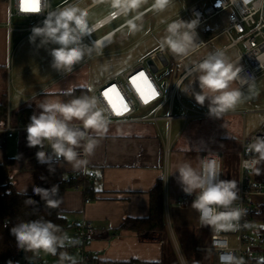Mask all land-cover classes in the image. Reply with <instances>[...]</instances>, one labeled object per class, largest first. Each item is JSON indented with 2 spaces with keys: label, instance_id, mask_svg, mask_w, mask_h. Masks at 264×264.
<instances>
[{
  "label": "clouds",
  "instance_id": "obj_1",
  "mask_svg": "<svg viewBox=\"0 0 264 264\" xmlns=\"http://www.w3.org/2000/svg\"><path fill=\"white\" fill-rule=\"evenodd\" d=\"M144 0H112V18L128 14L138 9ZM171 0H153L151 9L157 13L163 12ZM42 10L39 7L38 12ZM44 19L30 30L28 41L37 48H44L51 56V68L58 73L71 74L74 66L80 64L85 56L93 52L101 54L104 40H95L89 46L84 43L85 37L92 34L95 26L90 27L88 11L79 7L77 3H70L55 10L45 11ZM142 13L133 15L126 21L130 33L142 28ZM199 18L190 21L183 19L173 20L167 24L164 36L159 40V49L186 57L196 47L197 27ZM105 37L104 39H108ZM38 41V43H37ZM49 45L56 47L48 48ZM241 67L234 64L223 50L210 52L206 58L194 62L188 75L195 74L199 91L190 86L182 90L194 97L195 102L204 106L207 101L209 117L221 118L223 114L234 110L244 102V94L238 87H233L241 73ZM181 83H183L181 81ZM76 86H70L62 92L64 96H71L63 100L54 90L43 89L44 98L34 96L35 106L40 111L33 112L30 122L26 125V140L29 148H38L36 160L41 165L48 166V172L55 174V164L63 161L71 165L74 172L86 171L91 157L101 140L109 132L110 118L105 110L98 106L97 97L82 94L73 95ZM81 87H85L81 85ZM90 87V86H88ZM180 88V85L177 84ZM79 122V123H75ZM50 148V152L46 149ZM193 149L185 146L181 151L188 153ZM251 157L242 161L245 169L260 175L259 165L264 163V136H255L245 148ZM18 158V157H16ZM221 160L217 152L208 150L204 156L197 155L193 159H184L177 163L172 174H175L177 184L188 196H194L191 208L198 213L202 227L210 228L215 233L235 231L239 228V221L246 213V209L235 207L239 199L238 185L235 180L221 179ZM171 174V175H172ZM169 176H162L167 181ZM41 180L47 178L43 175ZM67 176L62 175L61 180ZM32 193L39 196L47 207L58 208L61 200L57 199L59 183L50 187L33 186ZM17 195L26 197L24 204L35 206L38 202L28 196L27 189ZM60 218V217H58ZM7 227V224L5 225ZM62 229L43 218L16 223L10 229V235L15 237L17 247L26 252L56 255L58 248H64L66 242L75 245L77 240H70L67 235L60 234ZM61 264H77L76 260L66 252L60 254ZM220 264H244L243 258H238L230 251H224L219 256ZM6 264H18L11 259Z\"/></svg>",
  "mask_w": 264,
  "mask_h": 264
},
{
  "label": "crops",
  "instance_id": "obj_2",
  "mask_svg": "<svg viewBox=\"0 0 264 264\" xmlns=\"http://www.w3.org/2000/svg\"><path fill=\"white\" fill-rule=\"evenodd\" d=\"M100 1L104 0H95L83 9L86 10ZM8 16V2L0 0V101L7 97L8 114L13 125L28 124L18 116V111L30 108L32 114L34 111L38 113L40 110L35 106L32 99L34 96L43 99L42 90L48 89L54 90L61 99L69 100L62 92L73 86V82L71 76H52L51 71L46 76H39L31 72L33 67L26 68L24 72L31 73L23 75L20 63H15L13 51L15 32H11L9 28ZM124 26L126 25L119 29ZM212 37L217 38L216 35H211L210 38ZM189 77L182 76L176 80L175 85L179 84L181 87ZM166 106L160 112L162 117L158 121L110 123L106 138L100 141L94 154L88 157L86 171L74 172L71 165L63 161L58 162L59 179L62 175L69 177L72 174H82L85 181L90 183L89 187L92 190L90 199L85 193V183L68 189L61 195L59 207L66 213L69 223L89 220L96 228L107 230L114 235L111 239L95 240L88 246V249L103 261L121 263L131 260L142 262L158 260L157 254H152L151 251L147 254L144 248L140 247L153 244L162 247L166 230L174 233L175 228L191 224L200 225L197 212L191 208L192 200L183 206L178 205V200L186 194L177 184L175 174L172 172L177 163L184 159L194 160L197 155L203 156L208 150L204 153L202 151L197 153L195 150L188 153L181 151L189 143L181 139L180 133L173 137L172 130L178 116L169 122L164 117L170 109L168 106L166 110ZM28 121L30 122V118ZM5 124L6 121L0 126V162L5 158H12L10 171L15 188L19 192L27 189V193H32L37 163L35 153L39 149L27 146L24 133L17 132L12 137L7 136L6 132L1 130ZM162 124L167 126V131H163ZM189 146L197 148L196 145ZM46 151L51 150L48 148ZM90 171L95 172L94 176H89ZM162 176H169L167 181L163 180L165 230L143 233L119 230L125 218L149 215L150 192ZM73 230L74 227L71 226L68 233L72 234ZM181 261L183 263L187 260L181 257Z\"/></svg>",
  "mask_w": 264,
  "mask_h": 264
},
{
  "label": "rangeland",
  "instance_id": "obj_3",
  "mask_svg": "<svg viewBox=\"0 0 264 264\" xmlns=\"http://www.w3.org/2000/svg\"><path fill=\"white\" fill-rule=\"evenodd\" d=\"M94 1L82 0L78 3V6L84 8ZM209 2L210 0H171L163 12L157 13L151 9L153 0H145L138 9L130 12L128 16L122 15L117 20L107 24L104 28L96 31L93 37L98 39L133 15L140 11H145L147 13L138 22L142 23V28L135 33H130L127 26L119 29L115 33L112 43L106 48H102L101 54L97 55L93 52L91 56H85L80 64L74 66L71 74L58 73L51 68L52 58L48 52L44 48H37L29 43L30 31L24 33L15 32L13 36L15 63H20L23 75L34 72L39 76H46L51 71L52 76H71L74 86L81 87V85H84L91 91L120 72L130 68L141 58L158 50V42L164 36L168 23L177 19L192 20L188 8L193 4L196 3L201 6ZM111 4L112 0H104L86 9L89 14V25L106 16L113 9ZM14 23L15 26L20 25L17 20H14ZM24 23H28V21ZM228 24L229 20L226 13H222L205 23L200 28L201 32L203 33L204 29L210 28L212 35H216L217 38L187 57L184 62L176 63L170 58L169 64L173 66L172 78L167 75L168 66L157 72L156 75L164 87L167 97L173 91L176 80L183 76L189 69L188 67H191L194 62H199L206 58L210 52L219 50V48L229 42L228 36L221 33ZM208 38L205 37L204 39ZM84 43L89 46L92 45L91 41L86 37ZM52 47L56 46H48V48ZM225 53L232 61L236 55V50L229 49ZM31 67H33L31 72H24L26 68L29 69ZM192 80L194 81L192 87L195 91H199L198 82L195 81V74L190 76L179 88L180 99L177 96L173 104V112L178 117L175 120L172 135L175 137L177 133H180L182 140L189 143V145H196L201 149L202 153L212 149L221 152L223 179L235 180L240 191V163L241 159H243L242 138L264 128V74L245 87H239L234 81L232 86L241 89L245 97L244 102L239 104L234 110L223 114L219 119L209 116L199 117L201 116L199 111L208 112L207 101L204 106L199 107L194 97L182 90L185 86H190V81ZM168 106H170V103ZM168 106H166V110ZM192 108L196 109L192 110ZM166 127L165 124H162L163 131H167ZM211 233L213 231L210 228L191 224L175 228L174 233L166 230L165 238L162 240L165 244L164 251L161 246L155 244L141 246L140 248H144L147 254L150 251L152 254H157L158 260L162 259L166 264H175L177 262L183 264L181 257L185 258L188 264H212L210 255L206 251L198 249V247L210 244ZM234 239L237 241V236ZM51 263L55 264V261L52 260Z\"/></svg>",
  "mask_w": 264,
  "mask_h": 264
},
{
  "label": "built area",
  "instance_id": "obj_4",
  "mask_svg": "<svg viewBox=\"0 0 264 264\" xmlns=\"http://www.w3.org/2000/svg\"><path fill=\"white\" fill-rule=\"evenodd\" d=\"M81 1L82 0H39V6L42 11L40 13H28L21 10V0H7L9 28L11 32L24 33L30 31L33 26L42 22L46 14L44 13L45 11L55 10L70 3L78 4ZM112 11H114V9L103 18L89 25L90 27L95 26V30L92 34L86 37L92 44L95 40H104L102 48H106L109 45V40H105L104 38L112 34L115 35L122 25H126L127 20L98 39H95L93 34L96 31L104 28L107 24L120 17L115 19L112 18ZM188 11L192 19L198 17L200 20L196 29L198 34L196 39L197 47L191 51L188 56L180 57L167 50L161 51L158 49L150 55L141 58L136 64L120 72L118 75H115L101 86L90 91V95L97 97L99 106L105 110L111 123L121 121L126 123L146 120L158 121L162 117L160 116V112L169 103L170 109L164 117L169 122H172L176 118L173 112V104L175 98L177 96L179 98V87L175 85L172 93L167 97L164 87L156 75L159 70L154 71L149 66L147 62L148 58L158 52H162L166 56L168 63L170 58L176 63L184 62L187 57L209 44L215 38L204 39L205 37L200 28L222 13L227 14L229 24L224 27L221 33L228 36L229 42L220 50L227 51L229 49H235L236 55L232 59V62L242 69L235 82L239 87H245L264 74V0H210L209 3L203 6L195 3L188 8ZM144 12L145 11H142L140 13L143 14ZM14 20L19 21L20 25L15 26ZM25 21H28V23H24ZM140 72L145 74L146 80L156 92L155 98H152L145 81H136L144 94L149 97L147 103L144 102L132 83V80L138 76ZM188 72L189 70L186 71L183 76H187ZM121 98H123V101L127 104L128 111L123 112L121 115H117L114 107L117 110H122L120 103ZM143 111L145 114H142ZM200 115L204 116L207 114L205 112H200ZM26 125L27 124L13 125L10 121V115L8 114L6 124L1 130L5 131L9 137L14 136L17 132L27 135L25 130ZM257 135L264 136V128L242 138L243 159H241L240 163V191L238 195L239 199L234 203V206L246 209V213L239 221V228L229 232H213L211 233L210 244L198 247L199 250H204L210 255L212 264H220L219 256L224 251H230L238 258H243L244 264H254L257 259L264 261V163L259 165L261 168L260 175H256L250 169H245L242 166L243 160L251 158L245 152L246 145ZM215 152L218 153L221 160V179H223L222 153L218 151ZM94 173L95 172L90 171L89 176H94ZM193 199L194 196L183 195L177 203L183 206ZM71 226L74 227V230L72 234L68 233L67 236L70 240H77L79 243L72 245L66 242L64 248L57 249L56 255L47 254L43 251L39 253L32 252L29 259H24V261L22 263L19 262V264H52V260L55 261V264H61L60 254L62 252H66L73 257L77 264H119L116 262H103L98 256H96L97 260H94L91 258V254L93 253L88 249L89 244L95 240L113 238L114 235L111 234V232L96 228L89 220L74 222L70 224V227ZM235 236H237V241L234 239ZM0 264L6 263L0 261ZM65 264H69V262L66 261ZM183 264H188V262L184 261Z\"/></svg>",
  "mask_w": 264,
  "mask_h": 264
},
{
  "label": "trees",
  "instance_id": "obj_5",
  "mask_svg": "<svg viewBox=\"0 0 264 264\" xmlns=\"http://www.w3.org/2000/svg\"><path fill=\"white\" fill-rule=\"evenodd\" d=\"M5 1V0H2ZM204 37L208 38L212 35L211 29H204ZM172 65L168 64L167 75L172 78ZM189 68V67H188ZM190 69V68H189ZM82 94L90 95V91L87 87H76L73 95L79 96ZM71 99V96H66ZM8 115V99L2 98L0 101V126L5 123ZM32 115L30 108H22L18 111V116L25 120V123H29L28 119ZM13 164L12 158H5L0 162V261L6 263L11 259L14 262L22 263L24 259H29L32 252H26L18 249L15 237L10 235V229L13 225L23 221H29L34 219L43 218L49 220L54 224L61 227L62 232L60 234L67 235L70 223L65 212L60 207L50 208L45 205L43 201H40L39 196H34L33 193H28L35 199L38 204L35 206H27L24 204L26 199L23 195H17L19 192L15 186L11 176L10 167ZM56 168L55 174L48 172L47 165H41L38 162L35 167V186L50 187L52 184L59 183V193L56 197L59 199L65 191L68 189L83 185L85 183L86 196L91 198L92 190L90 189V183L85 181L82 174H72L67 177L66 180L59 179V166L58 162L54 165ZM41 175L45 176L46 180H41ZM164 181L160 179L154 185L150 192V213L147 217H127L120 226L119 230L133 231L137 233H143L147 231H163L166 228L165 224V205H164ZM60 217V218H58ZM7 224V227L5 225ZM164 242H162V248L164 251ZM91 258L97 260L95 254H91ZM103 261V260H101ZM108 262V261H103ZM166 264L164 260H151V261H139L131 260L127 262H121L119 264ZM175 264H179L178 262ZM254 264H264V261L257 259Z\"/></svg>",
  "mask_w": 264,
  "mask_h": 264
},
{
  "label": "snow or ice",
  "instance_id": "obj_6",
  "mask_svg": "<svg viewBox=\"0 0 264 264\" xmlns=\"http://www.w3.org/2000/svg\"><path fill=\"white\" fill-rule=\"evenodd\" d=\"M39 7H40L39 6V0H21V10L24 12H28V13L38 12ZM137 80H144L148 86L150 96L152 98H155V96H156L155 90L151 87V84L146 80L145 74L143 72H140L139 75L136 76L132 80V83L136 87L137 92L141 95V98L144 100V102L147 103L149 100V97L144 94L143 90L140 88V85L136 83ZM120 103H121V109L122 110H117L114 107V110L116 111L117 115H121V114H123V112L128 111L127 104L123 101V98H121Z\"/></svg>",
  "mask_w": 264,
  "mask_h": 264
},
{
  "label": "water",
  "instance_id": "obj_7",
  "mask_svg": "<svg viewBox=\"0 0 264 264\" xmlns=\"http://www.w3.org/2000/svg\"><path fill=\"white\" fill-rule=\"evenodd\" d=\"M147 62L154 71L163 69L169 64L166 56L162 52H158L157 54L148 58Z\"/></svg>",
  "mask_w": 264,
  "mask_h": 264
},
{
  "label": "bare ground",
  "instance_id": "obj_8",
  "mask_svg": "<svg viewBox=\"0 0 264 264\" xmlns=\"http://www.w3.org/2000/svg\"><path fill=\"white\" fill-rule=\"evenodd\" d=\"M113 35H114V34L110 35L109 38H108V40H109V45H110V44L112 43V41H113V37H114ZM109 45H108V46H109Z\"/></svg>",
  "mask_w": 264,
  "mask_h": 264
}]
</instances>
